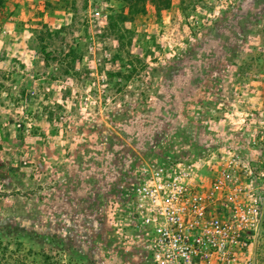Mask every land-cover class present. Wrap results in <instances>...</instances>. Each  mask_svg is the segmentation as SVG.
<instances>
[{
	"label": "rangeland",
	"instance_id": "1",
	"mask_svg": "<svg viewBox=\"0 0 264 264\" xmlns=\"http://www.w3.org/2000/svg\"><path fill=\"white\" fill-rule=\"evenodd\" d=\"M122 5L0 0V264H152L123 212L140 166L233 151L264 171V0L149 3L114 30ZM119 46L144 64L127 80L106 74ZM253 250L264 264V229Z\"/></svg>",
	"mask_w": 264,
	"mask_h": 264
},
{
	"label": "built area",
	"instance_id": "2",
	"mask_svg": "<svg viewBox=\"0 0 264 264\" xmlns=\"http://www.w3.org/2000/svg\"><path fill=\"white\" fill-rule=\"evenodd\" d=\"M201 164L167 155L140 166L123 188L130 238L152 264H259L253 244L264 229V174L233 151Z\"/></svg>",
	"mask_w": 264,
	"mask_h": 264
},
{
	"label": "trees",
	"instance_id": "3",
	"mask_svg": "<svg viewBox=\"0 0 264 264\" xmlns=\"http://www.w3.org/2000/svg\"><path fill=\"white\" fill-rule=\"evenodd\" d=\"M120 2L123 3V5L121 6V8L117 11V10H112L111 13L108 14V23L111 25L112 29L116 30V28H118L121 24H124L125 22L128 21H133L135 20L136 17L141 16V15H145V13H147V4H151L155 10L158 11H162V10H166L170 7L171 5V0H119ZM129 34L126 33H117L115 32L116 36L118 38H127V40L130 42V39H132V33H130V31H127ZM38 40H42L41 37H38ZM41 41H39L38 43L40 44ZM148 47L145 49V53L147 52ZM40 52L43 54V60L45 61V63L48 64V62L50 60L55 59V57L52 55V53L50 51H46V48L44 45L40 44ZM118 53H122L124 52L123 57H120L119 55H117L120 59V68L123 69V71H125V73H122V71H118L116 73H114L113 71L106 73L109 77H114V76H122L124 79H130L134 74H136L139 69L138 68H142L144 66L143 62L141 61L139 56H134L132 55L130 49L123 51L122 46H119L117 49ZM115 59V58H114ZM116 59H118L116 57ZM68 63V62H67ZM69 64V63H68ZM68 70V69H67ZM68 72V71H67ZM75 74H78V71H75ZM119 85H121L120 83H118ZM26 88L28 90H26ZM123 87H118L117 89L120 91ZM39 89L40 88H33V89H29V87H24L19 96H20V100L26 97V93L27 91L35 97V98H39ZM43 109H46V115L45 117L47 118L46 121H59L61 118H63V114L57 112V114H54V111L52 109H50L48 107L47 104H43L42 105ZM49 109V111L47 110ZM63 109V108H58V110ZM27 115H31L30 117V122H29V126L31 128V122H33L36 117L33 116L32 113H26V118ZM55 116V117H54ZM53 119V120H52Z\"/></svg>",
	"mask_w": 264,
	"mask_h": 264
}]
</instances>
